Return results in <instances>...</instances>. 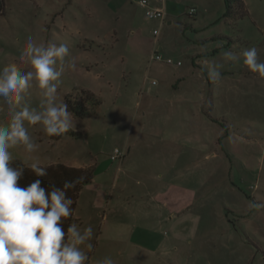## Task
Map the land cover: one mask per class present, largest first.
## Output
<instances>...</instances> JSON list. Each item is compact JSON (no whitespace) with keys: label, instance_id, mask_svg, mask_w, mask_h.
I'll list each match as a JSON object with an SVG mask.
<instances>
[{"label":"rangeland","instance_id":"rangeland-1","mask_svg":"<svg viewBox=\"0 0 264 264\" xmlns=\"http://www.w3.org/2000/svg\"><path fill=\"white\" fill-rule=\"evenodd\" d=\"M140 2L0 0V69L31 70L29 38L66 44L57 102L88 109L59 138L26 124L32 155L95 170L75 212L93 228L92 264H264V76L241 55L255 47L264 62V0H167L165 26ZM23 96L16 110L42 99L35 81ZM10 119L0 100V124Z\"/></svg>","mask_w":264,"mask_h":264},{"label":"clouds","instance_id":"clouds-1","mask_svg":"<svg viewBox=\"0 0 264 264\" xmlns=\"http://www.w3.org/2000/svg\"><path fill=\"white\" fill-rule=\"evenodd\" d=\"M68 55L66 44L38 45L29 38L21 59H27L31 70L22 71L16 64L0 69V100L11 106L9 123L0 124V264H92L90 253L95 248L92 226L82 228L73 222L67 232L63 229V222L74 217V201L66 194L75 184L66 182L63 188L53 186L48 190L42 187L40 179L26 187L18 183L25 167L37 177L45 176L48 168L32 155L39 145L29 135L26 124L40 125L47 137H62L73 130L74 114L65 102H57V85ZM223 55L236 60L231 51ZM241 55L251 72L264 76V62L259 61L257 48L245 49ZM68 66L75 68L74 63ZM219 76L215 70L209 72L213 82ZM33 81L42 97L38 108L25 103L16 110ZM17 147L27 154L26 159H21L24 167L11 164L14 158L10 150ZM96 264L114 261L105 257Z\"/></svg>","mask_w":264,"mask_h":264},{"label":"trees","instance_id":"trees-1","mask_svg":"<svg viewBox=\"0 0 264 264\" xmlns=\"http://www.w3.org/2000/svg\"><path fill=\"white\" fill-rule=\"evenodd\" d=\"M227 4L230 5L229 9H232L231 4L233 2L239 3V6L244 8L245 4L242 0H226ZM86 97L88 99H93L94 95L92 93H86ZM68 110L73 112L78 116H85L88 112V109L85 105L81 102H73L71 100L67 101ZM59 138V137H58ZM13 167H24L20 162H13L11 163ZM46 175L43 177H37L35 173H33L30 169L24 168V175L18 181L19 185L22 187H26L36 179H40L42 181V187L50 190L53 186L58 188H63V185L66 182H73L75 187L67 192V197L71 198L74 203L72 208L77 210L78 207V199L81 190L85 185L92 183L95 177V170L93 168H76V167H69L64 164H57L48 166L46 169ZM78 223V220L74 217H69L66 221L63 222V229L67 232V228L71 223Z\"/></svg>","mask_w":264,"mask_h":264},{"label":"built area","instance_id":"built-area-1","mask_svg":"<svg viewBox=\"0 0 264 264\" xmlns=\"http://www.w3.org/2000/svg\"><path fill=\"white\" fill-rule=\"evenodd\" d=\"M161 2L162 6H155L150 3L149 0H141L140 5L146 10V17L149 20H159L162 24L161 26H165L167 23V11L165 7V0H157ZM195 9H191L189 12V15H194ZM155 34H159L158 31H155ZM151 62H163L167 65H173L174 62L172 59H166L162 55L158 53H154V55L151 57ZM177 65H181V62H178ZM154 85L156 82L153 83ZM121 155L120 150H116L115 154L112 156L113 159L117 160L119 156Z\"/></svg>","mask_w":264,"mask_h":264},{"label":"crops","instance_id":"crops-1","mask_svg":"<svg viewBox=\"0 0 264 264\" xmlns=\"http://www.w3.org/2000/svg\"><path fill=\"white\" fill-rule=\"evenodd\" d=\"M150 3H152L153 5L155 6H162L163 4L157 0H152ZM165 7H166V11H167V19H168V16H169V9H168V5H167V0H165ZM168 24L171 25L172 22L171 21H168Z\"/></svg>","mask_w":264,"mask_h":264}]
</instances>
